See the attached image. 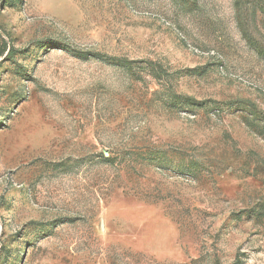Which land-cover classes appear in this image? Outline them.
Masks as SVG:
<instances>
[{"label": "rangeland", "instance_id": "1", "mask_svg": "<svg viewBox=\"0 0 264 264\" xmlns=\"http://www.w3.org/2000/svg\"><path fill=\"white\" fill-rule=\"evenodd\" d=\"M264 0H0V264H264Z\"/></svg>", "mask_w": 264, "mask_h": 264}, {"label": "trees", "instance_id": "2", "mask_svg": "<svg viewBox=\"0 0 264 264\" xmlns=\"http://www.w3.org/2000/svg\"><path fill=\"white\" fill-rule=\"evenodd\" d=\"M257 49V53L259 54V55H261V56H264V52L260 49V48H258V47H256Z\"/></svg>", "mask_w": 264, "mask_h": 264}]
</instances>
